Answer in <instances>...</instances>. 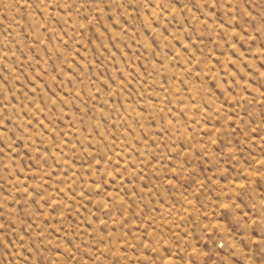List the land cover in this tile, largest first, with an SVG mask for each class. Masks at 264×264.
I'll return each mask as SVG.
<instances>
[{
  "label": "rangeland",
  "instance_id": "obj_1",
  "mask_svg": "<svg viewBox=\"0 0 264 264\" xmlns=\"http://www.w3.org/2000/svg\"><path fill=\"white\" fill-rule=\"evenodd\" d=\"M0 264H264V0H0Z\"/></svg>",
  "mask_w": 264,
  "mask_h": 264
}]
</instances>
